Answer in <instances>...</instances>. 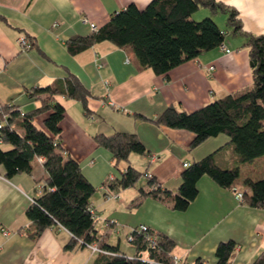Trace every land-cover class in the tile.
I'll list each match as a JSON object with an SVG mask.
<instances>
[{
	"label": "crops",
	"instance_id": "1",
	"mask_svg": "<svg viewBox=\"0 0 264 264\" xmlns=\"http://www.w3.org/2000/svg\"><path fill=\"white\" fill-rule=\"evenodd\" d=\"M149 1L0 0V102L26 111L39 104L30 97L35 86L65 89L77 81L87 89L88 114L77 98L65 94L55 98L65 106L60 121L62 145L77 158L86 177L99 185L90 200L97 219L94 243L117 245L132 256L135 246L126 242V236L133 227L146 224L174 241L172 254L185 264H193L198 257L214 264L215 247L226 239L235 241L231 264H250L264 251V204L237 200L229 186L220 185L208 174L198 178L197 195L185 209L151 195L141 197L138 191L140 185L146 186L148 175L162 186L176 189L186 166L183 162L188 165L209 152H214L219 166L236 163V152L226 134L209 136L191 147L193 132L154 120L169 104L191 111L251 84L245 36L227 26L226 13H212L201 6L202 14H212L226 31L223 43L229 51L215 46L173 67L167 75L157 74L151 67L139 68L127 47L107 40L76 53L67 47V39L92 31L91 22L100 26L110 13L128 3L143 7ZM217 1L236 9L243 30L264 32V0ZM21 35L31 44L26 49L17 41ZM45 114L35 116L37 126L44 128ZM112 129L135 133L147 149L144 154L130 153V164L143 170V178L129 187H115L117 198L105 197L100 188L114 166L110 152L93 138L97 131ZM42 161L37 158L31 172L9 177L0 165V264H93L103 253L88 245L65 247L71 237L66 228L54 224L35 234L25 210L42 193L46 175ZM126 164L118 163L120 168ZM238 167L234 183L244 190L246 178L264 177V155L239 162ZM113 174L117 177L119 171Z\"/></svg>",
	"mask_w": 264,
	"mask_h": 264
},
{
	"label": "trees",
	"instance_id": "2",
	"mask_svg": "<svg viewBox=\"0 0 264 264\" xmlns=\"http://www.w3.org/2000/svg\"><path fill=\"white\" fill-rule=\"evenodd\" d=\"M200 6L208 7L212 13H226L227 26L245 36L252 62V82L240 92L226 93L191 111L169 104L154 118L157 123L193 132L191 147L209 136L224 133L236 152V163L231 167L216 164L214 152L193 160L183 168L176 189L166 188L148 175L146 186L138 187L140 196L151 195L169 201L176 209H185L197 195V180L201 175L208 174L220 185L231 188L236 185L234 181L239 175L238 163L264 155V32L243 30L236 9L221 1L150 0L143 7L130 2L110 13L109 18L90 33L66 40L72 53L98 41H110L127 47L139 68L151 67L155 73L167 75L173 67L224 42L226 31L219 27L212 14L201 19L193 17ZM87 93V89L75 81L65 89L53 85L35 86L30 97L39 100V104L26 111L0 102V142L9 145L3 148L0 143V165L4 168V175L31 172L37 158H42L46 171L42 193L31 200L25 213L35 226V234L46 226L63 225L71 233L65 244L67 248L87 245L98 238L97 219L90 203L97 186L83 173L77 158L62 145L60 121L65 106L55 96L65 94L79 99L88 114ZM41 113H46L44 128L34 122L35 116ZM93 138L98 146L110 152L113 166L119 171V175L109 182L110 186L115 189L135 185L144 172L130 164V153L144 154L147 151L138 136L112 129L97 131ZM120 161H127L124 168L119 167ZM244 183L247 186L242 190L244 201L250 205H263L264 177L246 178ZM138 226L129 232L132 235L130 243L135 246L132 256L119 250L117 245L103 242L101 247L111 253H103L93 264H175L174 241L149 226L146 231L139 230ZM147 234L157 235L153 246L148 244ZM234 250L233 239L219 241L214 250V264H231ZM193 264L206 263L198 257ZM250 264H264V251Z\"/></svg>",
	"mask_w": 264,
	"mask_h": 264
},
{
	"label": "built area",
	"instance_id": "3",
	"mask_svg": "<svg viewBox=\"0 0 264 264\" xmlns=\"http://www.w3.org/2000/svg\"><path fill=\"white\" fill-rule=\"evenodd\" d=\"M90 25H91V27H92V29H94L95 27H96V25L93 23V22H91L90 23ZM17 41H18V43H19V45H20V47L22 48V49H26V48H28L31 44H30V42H28L27 41V39L25 38V36H23V35H21V36H19L18 37V39H17ZM220 47L223 49V50H225V51H229V48L224 44V43H221L220 44ZM213 67V65H210L209 66V68H212ZM40 159H42L41 157H39ZM183 165H187V162H183ZM115 179V176L114 175H112V174H110L109 175V177L100 185V188L102 189V191H103V193H104V195H105V197H107V198H117L118 196H119V194H118V192L114 189V188H112L111 186H110V181H112V180H114ZM231 190L233 191V193H234V195H235V197H236V199L237 200H239V201H244V199H243V193H242V190H240L239 189V187L237 186V185H232L231 186ZM32 200V199H31ZM93 208L91 207V210H92ZM93 211V210H92ZM57 225L58 226H60V227H63V228H65L63 225H61L60 223H57ZM139 230H147V228H148V226L146 225V224H139ZM147 236V238L149 239V242H148V244L150 245V246H153L154 244H155V242H156V240H157V235L156 234H152V235H149V234H147L146 235ZM126 240L128 241V242H131V240H132V235H130V234H128L127 236H126ZM92 250H95V251H97V252H101V253H106V254H109V253H111V251H109V250H107V249H105V248H103V247H101L100 245H98V244H96V243H88L87 244ZM173 259H174V263L176 264H178L179 262H181L180 261V259L177 257V256H175L174 255V257H173Z\"/></svg>",
	"mask_w": 264,
	"mask_h": 264
},
{
	"label": "rangeland",
	"instance_id": "4",
	"mask_svg": "<svg viewBox=\"0 0 264 264\" xmlns=\"http://www.w3.org/2000/svg\"><path fill=\"white\" fill-rule=\"evenodd\" d=\"M203 8L200 6L193 14H196V15H198V19H201V18H203L205 15H207L206 13L205 14H202L203 13ZM210 10V9H209ZM226 25V24H225ZM105 151H107L106 149H104ZM101 163L100 162V159H97V163ZM111 171H113V173H115V174H117V172H118V169L116 168V167H112L111 168ZM113 173H109L108 174V177H109V175L110 174H112V175H114ZM143 178V176L141 175L140 177H139V182H140V180ZM99 187V185L97 186V188ZM119 235L121 236V238H124V236H123V233H119ZM121 241L124 243V241H123V239H121ZM126 242H128V241H126ZM129 243V242H128ZM125 244V243H124Z\"/></svg>",
	"mask_w": 264,
	"mask_h": 264
},
{
	"label": "water",
	"instance_id": "5",
	"mask_svg": "<svg viewBox=\"0 0 264 264\" xmlns=\"http://www.w3.org/2000/svg\"><path fill=\"white\" fill-rule=\"evenodd\" d=\"M252 63V62H251Z\"/></svg>",
	"mask_w": 264,
	"mask_h": 264
}]
</instances>
